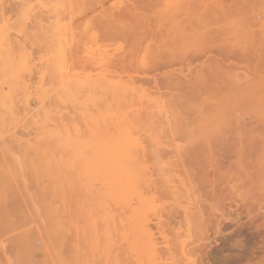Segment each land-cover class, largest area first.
Returning <instances> with one entry per match:
<instances>
[{
  "label": "rangeland",
  "instance_id": "rangeland-1",
  "mask_svg": "<svg viewBox=\"0 0 264 264\" xmlns=\"http://www.w3.org/2000/svg\"><path fill=\"white\" fill-rule=\"evenodd\" d=\"M2 151L0 264H264V0H0Z\"/></svg>",
  "mask_w": 264,
  "mask_h": 264
},
{
  "label": "bare ground",
  "instance_id": "bare-ground-1",
  "mask_svg": "<svg viewBox=\"0 0 264 264\" xmlns=\"http://www.w3.org/2000/svg\"><path fill=\"white\" fill-rule=\"evenodd\" d=\"M125 63H126V62H125V60L123 59V60L117 62L116 64H114V66H115L114 68H116V67L118 68V67H120L121 65H123V64H125ZM171 80L174 81L173 79H171ZM65 82H66V81H65ZM141 82H142V81H141ZM157 82H158V81H157ZM170 82H171V81H170ZM170 82H169V80H168V83H169V84L166 82V84H168V85H166V87L169 86V85H171ZM103 83H105V82H103ZM143 83H146V82L144 81ZM151 83H154V82H151ZM171 83H172V82H171ZM177 83H178V82H177ZM177 83H176V84H177ZM180 83H181V82H180ZM3 84H4V83H3ZM66 84H67V83H66ZM107 84H108V82H107ZM147 84H149V82H148ZM154 84H155V83H154ZM163 84H164V83L162 82V84L160 83L159 85H163ZM172 84L175 85V86H177V88H179V87H178V84H179V83H178L177 85H176L175 83H172ZM183 84H184V83H183ZM185 84H187V83H185ZM189 84H190V83H189ZM151 85H152V84H151ZM156 85H158V84H156ZM156 85H155V86H156ZM164 85H165V84H164ZM164 85H163V87H164ZM173 85H172V86H173ZM179 85H180V84H179ZM1 86H3V85L1 84ZM104 86H105V85H104ZM104 86H103V87H104ZM188 86H190V85H187V86L185 85L186 88H187ZM105 87H106V86H105ZM158 87H159V86H158ZM166 87H164V89H166ZM170 87H171V86H170ZM23 88H24V89H23ZM23 88L20 89V90H23V91H22L23 93L25 92L24 94H25V97H26V98L24 99V101L21 100L22 98L20 99V100L23 101V102H21V101L19 100V98H17V99H18L21 103H24L25 101H27V104H28V103H29L28 98H27L28 94H26V92H28V91H26L27 86L24 85ZM154 88H155V87H154ZM159 88H160V87H159ZM172 88L175 90V87H174V86H173ZM183 88H184V87H183ZM167 89H168V87H167ZM169 89H170V88H169ZM181 89H182V88H181ZM184 89H185V88H184ZM27 90H28V89H27ZM185 90H187V89H185ZM20 92H21V91H20ZM23 93H22V94H23ZM39 95H40V94H39ZM23 97H24V96H23ZM7 98H8V97H7ZM39 98H40V97H39ZM41 98H42V97H41ZM17 99H16V100H17ZM26 99H27V100H26ZM13 101H14V99H13ZM19 101H18V102H19ZM19 104H20V103H19ZM27 104H25V106H26ZM13 105H14V104H13ZM48 108H49V107H48ZM19 110H20V109H19ZM50 111H51V113H52L53 110L50 109ZM48 112H49V111H48ZM49 114H50V113H49ZM50 115H51V114H50ZM102 127H105V128L108 129V127H107L106 125H105V126L103 125ZM111 129H112V128H111ZM54 130H55V129H54ZM57 130H58V129H57ZM52 131H53V130H51V132H52ZM58 132H59V130L57 131V133H58ZM53 133H56V132H52V134H53ZM50 134H51V133H50ZM97 134H98V133H97ZM63 135H64V134H63ZM63 135H61V132H60V135H59V133H58V135L56 134V136H63ZM65 135H66V134H65ZM47 136H48V135H47ZM48 137H49V136H48ZM120 137H121V136H120ZM55 139H56V138H55ZM55 139H54V140H55ZM57 139H59V138H57ZM57 139H56V140H57ZM121 140H122V139H121ZM60 141H61V140H60ZM119 141H120V140H119ZM122 141H123V140H122ZM107 143H108V142H107ZM109 143H110V142H109ZM109 143H108V144H109ZM124 143H125V142H124ZM98 144H99V143H98ZM104 144H105V143H104ZM104 144H103V145H104ZM108 144H107V145H108ZM62 145H63V144H62ZM105 145H106V144H105ZM119 145H120V144H119ZM56 146H57V145H56ZM109 146H110V145H109ZM46 147L48 148V146H46ZM103 147H104V146H103ZM111 147H112L111 150H112V149L114 150V145H111ZM3 148H5V147H2V150H3ZM43 148H44V147H43ZM50 148H51V147H50ZM108 148H109V147H108ZM56 149H58V147L55 148L54 151H56ZM59 149H60V147H59ZM115 149H116V148H115ZM47 150H48V149H47ZM50 150H51V149H50ZM60 150H61V149H60ZM113 150H112V151H113ZM3 151H5V150H3ZM3 151L1 152L2 154L0 153V154H1V155H0V171H1V169L3 170V167H2V166L5 167V165L7 164V160H8L7 154H9V152L4 153ZM40 151H42V150H40ZM40 151H39V152H40ZM44 151H45V150H44ZM44 151H43V152H44ZM51 151H52V150H51ZM116 151H117V150H115V152H116ZM5 152H6V151H5ZM48 152H49V150H48ZM48 152L46 153V151H45L43 154L48 155ZM57 152H58V150L55 152V155L57 154ZM60 152H61V151H60ZM82 152L84 153V151H82ZM113 152H114V151H113ZM117 152H118V151H117ZM51 153H54V152H51ZM51 153H49V154H51ZM69 153H70V152H69ZM75 153H76V152H75ZM119 153H120V152H119ZM37 154H38V153H37ZM58 154H59V153H58ZM62 154H63V153H62ZM76 154H77V153H76ZM78 154H80V153H78ZM11 155H12V154H11ZM73 155H75V154H73ZM73 155H72V156H73ZM83 155H85V154H83ZM118 155H119V154H118ZM25 156H26V155H25ZM27 156H28V155H27ZM58 156H59V155H57V157H58ZM63 156H64V155H63ZM70 156H71V155L68 154V157H70ZM72 156H71V157H72ZM75 156H77V155H75ZM126 156H127V155H126ZM10 157H13V156H9V158H10ZM50 157H51V155L48 156V158H50ZM64 157H65V156H64ZM68 157H67V158H68ZM44 158L46 159L47 156H45ZM76 158H78V157H76ZM84 158H85V157H84ZM27 159H29V156H28ZM64 159H66V158H64ZM85 159H86V158H85ZM60 160H61V159H60ZM74 160H75V159H74ZM117 160H118V159H117ZM8 161H9V160H8ZM28 161H29V160H28ZM31 161H32V160H31ZM31 161H30V162H31ZM84 161H85V160H84ZM84 161H83V162H84ZM86 161H88V160L86 159ZM90 161H91V159H90ZM90 161H89V162H90ZM92 161H93V160H92ZM94 161H95V160H94ZM51 162L54 163V159H53ZM83 162H82V163H83ZM128 162L130 163V161H128ZM33 163H34V162H33ZM84 163H87L86 165H88V162H84ZM84 163H83V164H84ZM97 163H98V162H97ZM117 163H118V162H117ZM4 164H5V165H4ZM64 164H65V163H64ZM89 164H90V163H89ZM113 164H114V163H113ZM52 165H54V164H52ZM6 166H8V164H7ZM59 166H60V165H59ZM88 166H89V165H88ZM115 166H116V162H115ZM117 166H118V165H117ZM62 171H63V169H62ZM64 172H65V170H64ZM67 175H68V177H69V174H67ZM62 177H63V176H62ZM59 179H60V178H59ZM63 180H64V184H65V182H66V178H63ZM58 181H59V180H58ZM69 183H70V182H69ZM57 184H58V183H57ZM57 186H58V185H57ZM66 187H67V186L65 185V188H66ZM67 188H68V187H67ZM17 190H18V188H17ZM65 190L67 191V189H65ZM68 190H69V189H68ZM18 191H19V190H18ZM20 191H21V190H20ZM20 191H19V193H21ZM51 194H52V193H51ZM57 194H58V193H57ZM17 195H18V194H17ZM28 195H29V194H27V196H26V195H22V193L19 194V196H21L20 201L23 203V206H22V207L26 206V204L24 205V201H25V203H26V201H30V200H28V199H29V198H28ZM55 195H56V193H55ZM60 195H62V194H60ZM14 196H15V195H14ZM23 196L27 197V199H26L25 197H23ZM30 196H31V195H30ZM57 196H58V195H57ZM31 197H32V196H31ZM51 197H52V196H51ZM55 197H56V196H55ZM68 197H69V195H68ZM53 198H54V197H53ZM58 198H59V196H58ZM62 198H63V197H60V199H59V200H61V202H62ZM10 199H11L10 202H9V200H8L7 198H6L5 200H1V201H0V210H1V209H5V210H7L6 208H8V206H9L8 203H11V202H12V198H10ZM33 199H34V198H33ZM48 200H49V199H48ZM48 200L46 199V201H48ZM52 200H55V201H56V198H55V199H52ZM57 200H58V199H57ZM34 201H35V200H34ZM38 201H39V200H38ZM38 201H36V202H38ZM42 201H43V200H42ZM46 201H45V202H46ZM66 201H68V198H67ZM31 202H32V201H31ZM31 202H30V203H31ZM50 202H51V198H50ZM50 202H49V203H50ZM59 202H60V201H59ZM61 202H60L59 206H61V209H62L63 206H62V203H61ZM53 203H54V201H53ZM53 203L51 202V204H53ZM21 205H22V204H21ZM46 205H47V204H46ZM49 205H50V204H49ZM53 205H56V204L54 203ZM53 205H52V207H53ZM67 205H68V203L66 204V206H67ZM47 206H48V205H47ZM56 206H58V205H56ZM56 206H54L53 208H55ZM27 207H28V206H27ZM29 207H30V206H29ZM29 207H28V208H29ZM11 208H12V207H11ZM24 208H26V207H24ZM49 208H51V207L49 206ZM59 208H60V207H59ZM8 209H9V208H8ZM20 209H22L21 206H20ZM61 209H59V210H61ZM66 209H67V207H66ZM51 210H53V209H50V211H51ZM59 210H58V211H59ZM20 211H24V210L22 209V210H20ZM25 211H27V210L25 209ZM61 211L63 212L64 210H61ZM66 211H68V209H67ZM4 212H5V211L2 210V212L0 213V215H1L2 213L5 214ZM52 212H53V213H52L53 215H54V213L56 214V211H55V212L52 211ZM62 212H61V213H62ZM22 213H23V212H21L20 214L23 215ZM26 213H27V212H26ZM66 213H67V212H66ZM66 213L63 212V216H64ZM58 214H60V212H59ZM24 215H25V214H24ZM1 216H2V215H1ZM63 216H62V217H63ZM54 217H55V216H54ZM52 218H53V217H52ZM56 218H58L57 215H56ZM60 218H61V216H60ZM61 219H62V218H61ZM51 220H52V219H51ZM53 220L55 221V220H57V219H53ZM61 221H62V220H61ZM56 222L58 223L59 221H56ZM56 222H55V223H56ZM47 223H48V222H47ZM57 223H56V224H57ZM61 223H63V222H61ZM51 224H52V223H51ZM47 225H48V224H47ZM62 225H63V224H62ZM49 226H50V224H49ZM54 226H55V224H54ZM54 226H53V227H54ZM56 226H58V224H57ZM44 227H45V226H44ZM35 239H36V238H35ZM37 239H38V238H37ZM37 239H36V240H37ZM25 242H26V241H23V243H25ZM37 242H38V241H37ZM35 243H36V242H35ZM28 244H29V241H28Z\"/></svg>",
  "mask_w": 264,
  "mask_h": 264
}]
</instances>
